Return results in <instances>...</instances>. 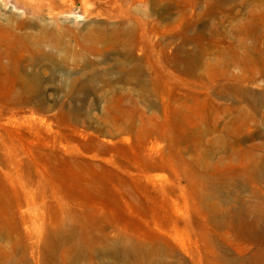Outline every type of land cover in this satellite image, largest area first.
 Wrapping results in <instances>:
<instances>
[{"label":"rangeland","instance_id":"rangeland-1","mask_svg":"<svg viewBox=\"0 0 264 264\" xmlns=\"http://www.w3.org/2000/svg\"><path fill=\"white\" fill-rule=\"evenodd\" d=\"M0 264H264V0H0Z\"/></svg>","mask_w":264,"mask_h":264}]
</instances>
